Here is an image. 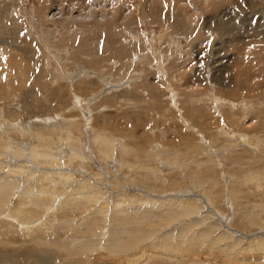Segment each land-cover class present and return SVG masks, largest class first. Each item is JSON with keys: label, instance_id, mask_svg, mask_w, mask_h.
<instances>
[{"label": "rangeland", "instance_id": "374dc122", "mask_svg": "<svg viewBox=\"0 0 264 264\" xmlns=\"http://www.w3.org/2000/svg\"><path fill=\"white\" fill-rule=\"evenodd\" d=\"M0 138V264H264V0H0Z\"/></svg>", "mask_w": 264, "mask_h": 264}, {"label": "bare ground", "instance_id": "6f19581e", "mask_svg": "<svg viewBox=\"0 0 264 264\" xmlns=\"http://www.w3.org/2000/svg\"><path fill=\"white\" fill-rule=\"evenodd\" d=\"M186 1H187V0H186ZM147 2H148V1L144 2V4H142V6H143V9H142V10H143V11L145 10V11H144V12H145V15H146V13L149 14V15H151L152 12L156 10V7H153V5H150L151 9H150L148 12H146V8L149 7V6L147 5ZM206 2H207V1H206ZM142 6H141L140 8H142ZM189 6H190V5H189ZM190 7H191V6H190ZM191 10H192V9H191ZM187 11H188V10H187ZM112 12H113V9H112ZM112 12H111V13H112ZM130 12H131V11H130ZM158 12H159V14H160V11H158ZM105 13H106V12H105ZM176 13H177V12H176ZM119 15H120V14H119ZM123 15H124V14H123ZM121 16H122V15H120V17H121ZM100 17H101V16H100ZM124 17H127V16H124ZM124 17H123V18H124ZM173 17H174V16H173ZM178 17H179L178 14H177V15L175 14V17L173 18V21H176V20L178 19ZM102 18H104V17H102ZM102 18H101V19H102ZM124 19H126V18H124ZM109 22H110V21H109ZM116 24H117V23H116ZM117 45H118V44H117ZM126 45H127V44H126ZM118 46H119V45H118ZM134 47H135V46H134ZM116 49H117V48H116ZM127 52H128V51H127ZM87 58H88V57H87ZM57 134H58V133H57ZM39 138H40V137H39ZM43 139H44V138H43ZM47 139H48V138H47ZM36 140H38V141H37V144L35 143V144H36L35 147H33V148L31 149V152H30L33 156H34V153H35V154H37L36 156H38V157H41V156H42V157H44V156H47V157H48V156H49V157H50V161H54V160L57 159V157H55V156L53 155V153H49V151H48L47 149H46V151H44L45 149L43 150V148L39 147V150H38V148H36V146H39V145L41 146V145H44V144H42V139H36ZM74 140H75V139H74ZM44 142H45V141H44ZM7 143H8V141H7ZM8 145H9V144H8ZM1 146H3V147L6 146L5 144H3V139H2V138H0V147H1ZM31 146H32V145H31ZM42 147H43V146H42ZM29 148H30V147H29ZM34 148H35V151H34V153H33L32 150H33ZM40 148H41V151H42V152L40 151ZM106 148H107V146L104 145V146L101 148V149H102L101 151H104V152H106V154H108V151L106 150ZM1 151H2V150H1ZM73 153H75V152L72 150V154H73ZM0 154H1V153H0ZM0 156H1V155H0ZM34 157H35V156H34ZM35 158H36V157H35ZM0 162H1V161H0ZM37 162H38V161H37ZM37 162H36V163H37ZM1 165H2V164H1ZM2 166H3V165H2ZM0 172H1V171H0ZM0 174H1V173H0ZM2 175H3V174H2ZM52 175H54V174H52ZM5 182H6V181H5ZM7 183H8V182H7ZM34 183H35V182H34ZM0 184H1V182H0ZM2 184L5 185V183H2ZM12 185H13V184H12ZM16 185H18V184H16ZM5 186H6V185H5ZM8 187H10V185H9ZM5 188H6V187H5ZM9 189H11V188H9ZM24 189H25V187H24ZM25 190H26V189H25ZM27 190H29V189H27ZM53 190H54V189H53ZM2 191H3V193H4V192H6L7 190H6V191H5V190H2ZM10 192H11V191H10ZM24 193H25V192H24ZM24 193H23V194H24ZM29 193H30V192H29ZM52 193H53V192H52ZM25 194H26V193H25ZM9 198H10V197H9ZM33 198H34V197H33ZM191 201H192V200H191ZM168 202H169V201H168ZM174 202H175V201H174ZM170 203H171V202H170ZM163 204H164V203H163ZM175 204H176V202H175ZM164 205H165V204H164ZM166 205H167V203H166ZM169 205H170V204H169ZM134 206H135V205H134ZM178 206H179V205H178ZM191 207H192V206H191ZM147 208H148V207H147ZM172 208H173V207H172ZM185 208H186V206H185ZM174 209H175V208H174ZM176 209H177V208H176ZM190 209H191V208H190ZM183 211H184V212H183ZM183 211H182V212L185 213V210H184V209H183ZM194 211H196V210H194ZM164 212H165V211H164ZM186 213H187V212H186ZM193 213H194V212H193ZM195 213H196V212H195ZM147 214H148V213H147ZM179 214H180V213H179ZM188 214H189V213H188ZM203 219H204V218H203ZM258 222H259V221H258ZM258 222H257V223H258ZM189 223H190V222H188V224H189ZM199 223H200V222H199ZM182 224H183V223H182ZM185 224H186V223H185ZM156 225H157V224H156ZM159 225H160V224H159ZM190 225H191V223H190ZM190 225H189V226H190ZM205 226H206V224H205ZM214 226L216 227L217 225H214ZM260 226H261V225H260ZM209 227L212 228L211 224L207 226V229H208ZM199 231H200V230H199ZM209 232H211V231H209ZM224 233H226V232H225V231H222V232L219 233V235H220L221 238L226 237V234H224ZM220 237H219V239H220ZM196 239H197V238H196ZM221 240H223V239H221ZM255 240H256V239H255ZM190 241H191V240H190ZM252 241H254V240H252ZM256 241H257V240H256ZM258 242H259V244H257L256 247H257L259 250H261V249L264 247V241H262V240H258ZM258 242H257V243H258ZM227 243H228V242H227ZM254 243H255V242H254ZM247 245H248V244H247ZM249 246H250V245H249ZM254 246H255V245H254ZM254 248H255V247H254ZM263 249H264V248H263ZM262 251H263V250H262ZM262 251H261V252H262ZM259 252H260V251H259Z\"/></svg>", "mask_w": 264, "mask_h": 264}]
</instances>
